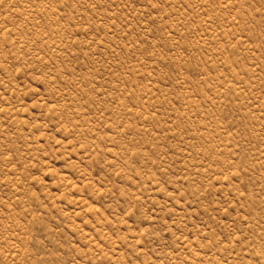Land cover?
Instances as JSON below:
<instances>
[{
    "label": "rangeland",
    "instance_id": "374dc122",
    "mask_svg": "<svg viewBox=\"0 0 264 264\" xmlns=\"http://www.w3.org/2000/svg\"><path fill=\"white\" fill-rule=\"evenodd\" d=\"M0 264H264V0H0Z\"/></svg>",
    "mask_w": 264,
    "mask_h": 264
}]
</instances>
